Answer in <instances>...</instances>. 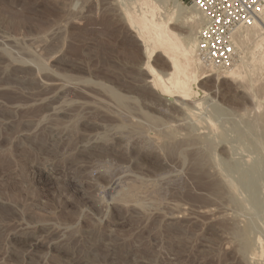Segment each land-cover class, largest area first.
I'll use <instances>...</instances> for the list:
<instances>
[{"label":"rangeland","instance_id":"1","mask_svg":"<svg viewBox=\"0 0 264 264\" xmlns=\"http://www.w3.org/2000/svg\"><path fill=\"white\" fill-rule=\"evenodd\" d=\"M135 2L0 0V264H264V103L196 68L191 100L154 89Z\"/></svg>","mask_w":264,"mask_h":264},{"label":"bare ground","instance_id":"2","mask_svg":"<svg viewBox=\"0 0 264 264\" xmlns=\"http://www.w3.org/2000/svg\"><path fill=\"white\" fill-rule=\"evenodd\" d=\"M140 1H144V2H140ZM135 3L138 5L133 8V11H132V8H128L129 28L132 32H134V33L136 32V36H137L138 40L141 42V45L144 48V52L147 55V61H146L145 66L148 69V72L151 76L150 82H152V86L154 89L158 90L162 95L169 97V98H173L175 96H178V97H180V100L182 99L181 101L191 100L190 93L188 90L189 80L191 77L190 73L192 72L193 68H196L200 72V75L202 76V78H206V77L211 75L208 73L214 72V74H217L218 79L219 78L220 79H228V80L240 82L241 83L240 85H242L243 87L247 88L248 90H250L252 92L251 97L253 98L254 105L257 108L261 109L262 104L264 103V92L260 93V90L264 88V83H263V80H264V19L262 21L256 23V24L250 26V27L239 28L235 32V35H234L235 36V42L237 43V46L240 48L239 59L235 63L233 68H231L228 71L222 72L221 70H219L215 67L208 66L207 64H205L201 60V58H199L197 55V34H198V30L200 29V26L203 22V16H202V13L200 12V10H198L195 6L187 5L184 2H182L181 0H136ZM161 3H163V4L172 3V6H173L172 11L167 12V13H162V8L164 5H162ZM176 15L180 17L179 19L182 20L183 23L185 22V24L187 23L190 26L189 31H187L185 33L184 32L176 33L174 31V29H172L170 27V24H172L174 16H176ZM149 40H152L154 43H156V46H157L156 48L159 47L162 50L161 51L159 49L154 50V48L151 47ZM155 52H162V55L164 56V58H166V62L169 66V69L166 72L159 71L151 63L152 56L154 55ZM200 91L202 93H204L203 89H201V88H200ZM203 104L204 103L202 101H194L193 103H190V104L189 103L186 104V102H185L186 107L184 106V108H185L186 113L189 114L192 117V120L194 119L193 121H195L196 123L206 121V123H204V124H206L208 126L203 127L204 124L202 123L203 126L201 127L204 130H206L205 128H208L210 124L215 125V127H216V124L214 123L215 120L214 121L212 120L211 115L206 116L205 119L202 118V116L204 114L202 111V109L204 107ZM261 115H260V117H261ZM262 116H264V115H262ZM263 119H264V117H263ZM198 125H199V123H198ZM198 125L195 126V128L197 127V130H198ZM192 126H191V128H192ZM195 128H194V132H195ZM208 129H211V128H208ZM191 131H193V130L191 129ZM169 134H170V132H169ZM190 136H194V135L191 134ZM206 136H207V134H206ZM168 139H171V138H168ZM237 165H238V163H237ZM228 167H230V166H228ZM233 167H234V165H233ZM242 170L239 169V171L243 172L244 170L243 171ZM249 172H251V171H249ZM249 172H248V175L250 174ZM245 174L246 173H244V175ZM251 174H252V172H251ZM254 174H252V176ZM256 174H257V172H256ZM244 175L241 174V176H244ZM246 176L247 175H245V177ZM260 176H262V175H260ZM263 176H264V174H263ZM227 177H229V176H227ZM249 177L251 178L250 175H249ZM241 178H243V177H241ZM247 178L248 177H246L245 179H247ZM250 178L248 181L251 182ZM251 179H253V178H251ZM241 180L243 181L244 178ZM255 180L258 181V177ZM257 181L254 184H256ZM233 182L230 181L229 185L231 187H233L234 189L239 187V186L236 187V185H235L236 181H235V184ZM244 182H245V180H244ZM238 183H240V180ZM242 184H244V183H242ZM252 184H248V185H252ZM257 185H258V183H257ZM133 187H131V190H130L131 193H129V196L127 195L128 197H132L133 190L136 191V192H134V194L136 196L137 190H135V189H137L136 188L137 186H135V189ZM132 188H133V190H132ZM247 188H249V186ZM247 188H245V189H247ZM252 192H255V191H252ZM133 198H135V197H133ZM131 199H129V200H131ZM254 201L255 200H253V203H254ZM249 202L251 204V201H249ZM252 204H251V206H252ZM254 204H256V203H254ZM254 204H253L254 207L257 206ZM260 226H261V224H260ZM243 233H245V232H243ZM262 233H264V232H262ZM248 234H250V233H248ZM244 237H246V236H244ZM254 240L256 242V247L260 250L258 252H260L262 257H264V239L258 235V237L253 239V241ZM248 241L249 240H247V242ZM247 242H245V243L247 244ZM253 246L255 247V245H252V248H253ZM252 248L250 247L249 249H252ZM254 254L255 253H252V255H254ZM262 261H264V260H262ZM261 263H263V262H261Z\"/></svg>","mask_w":264,"mask_h":264},{"label":"built area","instance_id":"3","mask_svg":"<svg viewBox=\"0 0 264 264\" xmlns=\"http://www.w3.org/2000/svg\"><path fill=\"white\" fill-rule=\"evenodd\" d=\"M203 16L197 34V55L222 72L234 67L240 48L235 32L264 19V0H182Z\"/></svg>","mask_w":264,"mask_h":264}]
</instances>
